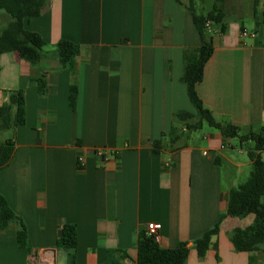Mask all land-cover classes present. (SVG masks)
<instances>
[{
  "label": "crops",
  "instance_id": "1",
  "mask_svg": "<svg viewBox=\"0 0 264 264\" xmlns=\"http://www.w3.org/2000/svg\"><path fill=\"white\" fill-rule=\"evenodd\" d=\"M180 1L51 0L25 27L50 45L78 44L76 76L57 60L0 54V105L8 91L22 90L26 107V124L6 138L16 148L0 170V193L32 246L28 252L18 245V222L0 228V264H72L70 252L56 247L63 224L77 226L75 264H136L139 236L151 223L160 226L162 248L189 242L186 264H264V252H238L229 238L253 223L252 214L226 217L205 258L193 246L226 212L230 190L248 178L247 151L205 125L175 145L163 139L154 151L178 112L196 113L181 76L185 50L197 49L201 38L185 5L201 11L214 0ZM244 3L223 4L228 28L214 35L197 92L219 121L247 132L264 125V0L258 19L251 0ZM245 13L248 26L239 19ZM7 20L0 12V25ZM43 73L47 92L40 96L36 79ZM73 83L75 110L68 103ZM99 149L110 158H100Z\"/></svg>",
  "mask_w": 264,
  "mask_h": 264
},
{
  "label": "trees",
  "instance_id": "2",
  "mask_svg": "<svg viewBox=\"0 0 264 264\" xmlns=\"http://www.w3.org/2000/svg\"><path fill=\"white\" fill-rule=\"evenodd\" d=\"M51 0H0V12L7 17V23L0 25V54L16 51L26 60L42 63L57 60L61 69H68L74 76L77 74V57L80 46L70 40L62 39L55 45L48 44L42 36L26 29L25 22L29 18L40 16L50 5ZM226 0H214L213 7L206 11H198L195 5H185L192 14L194 24L199 32L201 44L197 49L184 52V71L181 81L186 86L190 102L196 113L181 111L176 114V124L169 134H163L161 140L153 143L154 151L163 139H169L170 145L182 141L187 131L201 129L204 125L219 130L224 136L238 139L240 144L251 142L253 146L247 150L251 161V171L247 180L230 190L228 207L219 220L205 233L193 240L194 249L200 258H205L212 246V240L220 232L222 221L230 216L245 218L254 215L253 223L246 227H237L230 232L229 238L238 252L250 254L264 252V125L257 129L243 132L241 127L228 121H219L207 108L197 92V86L204 78V69L214 52V35L227 31V13L223 8ZM180 4L181 1L178 0ZM252 16L259 17L261 0H251ZM38 93L44 96L47 92L46 74L36 79ZM9 101L0 105V133L26 124L25 95L22 90L8 91ZM78 101V87L70 86L68 103L75 110ZM15 140L10 138L0 144V170L6 167L15 152ZM11 222H18L20 229L17 242L28 252L32 251L28 230L22 218L9 205L6 197L0 193V228L5 229ZM188 241L179 242L175 247L164 249L153 237L142 231L137 242L136 264H186L190 253ZM78 245V230L75 224H63L56 247L66 250L72 255L75 264V250ZM124 259V257H122ZM110 264H121L112 259Z\"/></svg>",
  "mask_w": 264,
  "mask_h": 264
},
{
  "label": "rangeland",
  "instance_id": "3",
  "mask_svg": "<svg viewBox=\"0 0 264 264\" xmlns=\"http://www.w3.org/2000/svg\"><path fill=\"white\" fill-rule=\"evenodd\" d=\"M229 1L232 2L234 0H229ZM238 1L240 2V6L244 8L245 7L244 0H238ZM208 3H209V5H208ZM211 6H212V3L211 2H207L206 10H209V8H211ZM246 13L242 17H239V19H244V21L246 22V25H247L248 22L251 20V16L248 15V14H246ZM230 18L232 20V18H234V17H230ZM208 129H211V128L206 124L204 126V129L203 130H208ZM194 131L197 132V133H201L202 132V129H197V130H194ZM10 135H11L10 130H5V131L1 132L0 133V144L3 141H5L6 138L10 137ZM232 140H233V146L237 150L243 148L245 151H247L249 148H251L253 146V144L251 142H245L244 144L241 145L238 139H232ZM244 155L247 156V153L245 152ZM246 180L247 179H244L242 182H245Z\"/></svg>",
  "mask_w": 264,
  "mask_h": 264
},
{
  "label": "built area",
  "instance_id": "4",
  "mask_svg": "<svg viewBox=\"0 0 264 264\" xmlns=\"http://www.w3.org/2000/svg\"><path fill=\"white\" fill-rule=\"evenodd\" d=\"M242 35L246 36V35H248V32L243 31ZM96 153L103 160H108L110 158V154L105 152V150H103V149L97 150ZM204 154L207 155L208 154L207 151L204 152ZM78 163H79L80 167H82L84 165V159L80 158ZM159 227L160 226L158 224L151 223L148 225L147 232H146L148 236L153 237L157 242H159V240H160V235L158 233Z\"/></svg>",
  "mask_w": 264,
  "mask_h": 264
}]
</instances>
